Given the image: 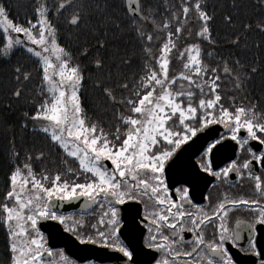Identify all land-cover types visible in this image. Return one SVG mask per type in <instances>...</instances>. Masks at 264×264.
<instances>
[{
    "label": "snow or ice",
    "instance_id": "obj_1",
    "mask_svg": "<svg viewBox=\"0 0 264 264\" xmlns=\"http://www.w3.org/2000/svg\"><path fill=\"white\" fill-rule=\"evenodd\" d=\"M32 9L26 25L17 23L0 0V60L22 51L35 64L12 66L0 114L30 106L20 111L19 127L31 126L43 141L8 138L0 196L5 264H77L63 249L54 259L40 221L64 225L80 244L116 249L128 264H236L231 246L264 264L257 240L258 230L264 235V89L256 96L251 87L264 75V0H232L222 14L223 50L208 0H33ZM124 33L135 42L131 50L115 43ZM252 48L249 59L242 50ZM89 82L99 93L94 115L81 99ZM212 125H223L244 157L213 170L214 150L226 147L219 136L200 153L199 168L229 187L234 175L252 194L225 192L194 204L193 173L180 177L173 199L182 146L206 139L199 134L211 135ZM65 201H82L96 222L58 214ZM240 209L246 217L229 226ZM122 225L133 236L146 229L144 248L120 239Z\"/></svg>",
    "mask_w": 264,
    "mask_h": 264
},
{
    "label": "flooded vegetation",
    "instance_id": "obj_2",
    "mask_svg": "<svg viewBox=\"0 0 264 264\" xmlns=\"http://www.w3.org/2000/svg\"><path fill=\"white\" fill-rule=\"evenodd\" d=\"M227 0H208L210 8L214 7L217 10V16H219L220 12L224 9ZM115 15V13H113ZM95 19L93 20V24H95ZM216 30L219 33L218 40L221 41L227 34L228 29L225 28L224 24H219L216 21ZM87 33L86 31H83ZM67 35V30L63 29L60 33L61 42H64L65 37ZM121 49H129L131 50L135 44L134 40L127 33L120 34L119 39L115 41ZM227 45L222 44L221 50L226 48ZM139 55L137 49V56ZM134 63H138L139 61L134 60ZM179 65V64H178ZM180 68V67H179ZM262 89H254V95L260 96L262 94ZM211 128L217 127L216 130L211 134L212 137L208 139L203 147L201 145L195 146L192 141L187 142L185 146H182V149L187 146L189 148L188 153H183L180 156L179 163L177 165V171L175 173V179L177 182L174 185H170V194L173 199H178V194L175 193V188L180 187L183 183V180L180 179L181 176L190 175L193 173H199V177L195 181V188L193 190L191 185H188L190 188V196H192L193 203L207 205L210 201L220 198L225 192H229L231 195H251L252 189L248 182L237 181L234 175H230V182L234 184V187H229V185H223L219 181L216 180L210 173H204L199 168V160L200 153L203 152L204 148L207 147V143H210L213 139L218 138L219 136H224L225 140L222 141L223 144L226 145L225 148H222L219 152L214 150V154L212 155L213 160V170H219L221 167H225L231 159H242L244 157V153L239 150V146L235 141H232L226 129H224L223 125H212ZM244 131L241 130V135H244ZM196 140V138H193ZM251 143V142H250ZM194 144V145H193ZM264 148V146H258ZM243 185V186H242ZM207 197V199H205ZM141 210L143 206L140 205ZM58 214H63L66 217L71 216L73 219H79L83 216V219L86 222V226L90 223H95L96 220L93 216L85 215L83 213L82 207L77 210H72L69 212H59ZM246 217V210L240 209L238 211H234L230 214L229 226H235L236 219H243ZM47 224V231H43L44 235L47 239V244L54 251V259L58 260V257H55V253L63 249L64 254L70 259L75 260L77 264H128V258L124 257L122 253L118 250L106 247L102 244H80L78 240H76L75 236L70 233L64 231V225H60L57 221H45ZM59 224L60 232H55V229L49 224ZM126 223V222H125ZM56 224V225H57ZM58 226V225H57ZM62 229V230H61ZM42 231V230H41ZM146 229L138 230L135 235H131L124 225L121 226L120 239L130 248H135L137 251L139 249L144 248V238L146 236ZM59 236L66 238L67 240L73 241L74 246L77 245V250L68 251L61 245L59 241ZM190 238V236L186 237ZM257 240L258 247H264V235H261L260 231L257 232ZM131 241V243H129ZM244 246V242H241V247ZM145 251H148L145 249ZM230 253L233 255V258L236 260V264H258L259 257H256L250 253H245L240 250V247L231 246L229 248ZM134 257L139 260H142L143 257H136V253H134Z\"/></svg>",
    "mask_w": 264,
    "mask_h": 264
},
{
    "label": "trees",
    "instance_id": "obj_3",
    "mask_svg": "<svg viewBox=\"0 0 264 264\" xmlns=\"http://www.w3.org/2000/svg\"><path fill=\"white\" fill-rule=\"evenodd\" d=\"M5 6L8 8L9 18L14 22L25 24L26 20L32 18V6L33 0H4ZM232 0H227L224 9L220 12L219 16L216 17V21L219 24H224L222 20V14L225 11L230 10V5ZM228 32V30H226ZM0 32H2L0 28ZM84 35L87 33L82 32L81 39H83ZM256 37L253 36L250 38L249 43L255 40ZM243 55L249 59H252V53L256 51V49L252 48L251 50H242ZM264 56V52L261 53ZM19 62L23 64L29 70H33L35 67L34 58H30L28 54L24 52H18L10 62L0 60V97H4L8 88L10 87V75L11 69L14 64ZM180 65L175 64V68L179 69ZM138 68V63L132 64V67L128 69L129 72L135 71ZM36 73L33 71V76L35 77ZM35 84V80L33 81V85ZM251 87L253 89H264V75H257ZM82 103L85 105L87 109L90 110L89 114L94 115L91 109L95 108L98 104H100L99 93L98 91L92 87L91 82H89L84 89H82ZM14 107H16L14 105ZM30 106H24L22 109L17 108L15 112H9L0 114V196L3 195L7 188V178L6 173L9 167V161L7 156V147H8V138L10 136L15 135L17 137V142L23 140L28 144H36L39 146L43 141L40 137L35 135L31 131V126L28 129H20L19 127V114L21 110H28ZM7 122V123H5ZM8 124H11L12 127L9 129L7 127ZM75 166V165H74ZM51 167V165H50ZM6 245H5V236L3 229H0V264H5L6 260Z\"/></svg>",
    "mask_w": 264,
    "mask_h": 264
},
{
    "label": "water",
    "instance_id": "obj_4",
    "mask_svg": "<svg viewBox=\"0 0 264 264\" xmlns=\"http://www.w3.org/2000/svg\"><path fill=\"white\" fill-rule=\"evenodd\" d=\"M212 129L216 130L217 127L212 128ZM199 135H201L202 137L203 136H207V138L206 139H201V140H195L196 141L194 143L195 146L204 145V143L208 139H210L212 137V135H208L207 134V130H205V133H201ZM188 152H189V148H187V146L184 147L183 153H188ZM81 207H82V201H65L62 204H60V206H59V212H69V211H72V210L80 209ZM39 223H40V226H41V230L42 231H47V229H46L47 224L45 223V221H40ZM56 224L55 223L54 224H49V226L55 225V227H53L55 229V232H60V227H59L60 225L57 224L58 225L57 226ZM59 241L61 242V245H63L64 248H66L68 251H71L72 252L73 250H77V245L74 246L73 241L67 240L66 238H63L61 236H59Z\"/></svg>",
    "mask_w": 264,
    "mask_h": 264
},
{
    "label": "rangeland",
    "instance_id": "obj_5",
    "mask_svg": "<svg viewBox=\"0 0 264 264\" xmlns=\"http://www.w3.org/2000/svg\"><path fill=\"white\" fill-rule=\"evenodd\" d=\"M1 30H2V28H1Z\"/></svg>",
    "mask_w": 264,
    "mask_h": 264
}]
</instances>
